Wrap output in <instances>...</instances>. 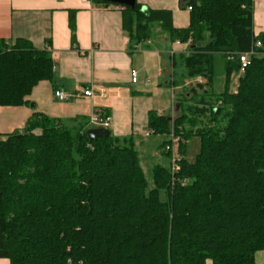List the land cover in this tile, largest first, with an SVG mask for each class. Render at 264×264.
<instances>
[{
	"label": "trees",
	"instance_id": "trees-1",
	"mask_svg": "<svg viewBox=\"0 0 264 264\" xmlns=\"http://www.w3.org/2000/svg\"><path fill=\"white\" fill-rule=\"evenodd\" d=\"M111 6L107 0H91ZM255 0H186L190 24L175 28L169 10L124 6L132 39L159 25L189 46L171 56L185 74L202 77L179 113H150L149 129L169 166L148 178L134 138L97 137L80 118L34 114L23 130L0 137V258L10 264H256L264 252V32L254 31ZM75 41V11L70 12ZM260 45H257V43ZM254 50L244 73L238 55ZM224 59L216 92L215 57ZM48 49L0 39V105L26 104L52 80ZM239 72L237 90L230 77ZM41 129L40 134L34 130ZM180 139L179 170L166 145ZM200 136L195 162L185 144Z\"/></svg>",
	"mask_w": 264,
	"mask_h": 264
},
{
	"label": "crops",
	"instance_id": "crops-1",
	"mask_svg": "<svg viewBox=\"0 0 264 264\" xmlns=\"http://www.w3.org/2000/svg\"><path fill=\"white\" fill-rule=\"evenodd\" d=\"M138 1L145 10L171 11L175 28L190 24L186 0ZM71 11H75V41L69 24ZM123 11V5L99 6L91 0H0V39L12 44L22 39L36 49H48L55 63L53 79L39 82L26 104L0 105L1 138L23 130L34 114L65 121L80 118L91 128L96 127L89 123L92 116L109 115L114 137H137L140 147L150 144L148 138L155 135L149 129L150 113L170 115L165 109V91L173 89L174 69L180 66L172 67L171 56L187 53L189 46L171 41L158 24L150 38L137 44ZM254 31L264 32V0L254 3ZM133 70L139 72L136 83L131 79ZM155 75L165 82L153 81L150 77ZM219 85L218 91L212 86L214 91L224 89V75ZM59 88L73 94L90 89L92 95L61 101L55 96ZM255 258L256 264H264L263 251ZM0 264H10V260L0 258ZM206 264L213 263L208 260Z\"/></svg>",
	"mask_w": 264,
	"mask_h": 264
},
{
	"label": "rangeland",
	"instance_id": "rangeland-1",
	"mask_svg": "<svg viewBox=\"0 0 264 264\" xmlns=\"http://www.w3.org/2000/svg\"><path fill=\"white\" fill-rule=\"evenodd\" d=\"M141 61L142 58L140 57ZM141 64H144V61L141 62ZM140 64V65H141ZM180 64V63H179ZM178 64V65H179ZM224 59L220 55H216L215 57V70H216V77L213 85L215 86L216 90L219 89V81L222 79V75H224ZM181 66V65H180ZM180 66H177L176 69H174V77L175 80L174 87L170 91L165 94L164 100H165V109L166 113H169L170 116H176L180 108L178 107L179 98L182 96V100H185L189 98V96H192L191 87L194 86L196 82H201L199 77H191L187 74H185L184 68H179ZM240 73L239 72H233L230 77V84L229 89L232 91L238 84ZM153 81L159 80V82L163 83L165 82L164 79L160 76H154L150 77ZM170 80V79H169ZM175 97H179V100H176ZM175 99V100H174ZM175 103V104H173ZM36 134L41 133V129L34 130ZM169 137L167 135H152L149 139L150 144L146 145L145 147H140L141 143L140 140L136 137L134 139V143L136 145V148L139 151L140 157H141V164L145 170V172L148 175V178H151L149 175L151 172V169L160 164L163 166H169V159L164 155V153L161 151L160 145L164 142V140L168 139ZM201 150V138L200 136L194 135L191 136L185 144V153L184 157L188 162H195L197 159V155L199 154ZM175 152L178 154H181V148H180V142L179 144L175 145ZM171 168L172 167V160H171Z\"/></svg>",
	"mask_w": 264,
	"mask_h": 264
},
{
	"label": "built area",
	"instance_id": "built-area-1",
	"mask_svg": "<svg viewBox=\"0 0 264 264\" xmlns=\"http://www.w3.org/2000/svg\"><path fill=\"white\" fill-rule=\"evenodd\" d=\"M189 9H191V7H189ZM257 45H260V43L258 42ZM255 53L254 50L245 52V53H241L238 55V60L240 62V72L244 73L245 69L247 68L248 64L250 63V58L251 55H253ZM131 79L133 83H136L139 79V72L136 70H133L131 73ZM80 95H85V96H90L92 95V91L90 89H85V91L83 92V94H73V93H69L66 92L64 89L59 88L55 90V96L61 100H68L70 98H73L74 96H80ZM89 123L92 126H96V127H103V128H107L109 129L110 125H111V117L109 115H95L92 116L90 118ZM180 139L179 137H176L174 135L171 136V142L169 144L166 145V150L170 151L172 154V167H173V171H178L179 170V164L178 162L181 159L180 154L175 152V145L179 144Z\"/></svg>",
	"mask_w": 264,
	"mask_h": 264
},
{
	"label": "water",
	"instance_id": "water-1",
	"mask_svg": "<svg viewBox=\"0 0 264 264\" xmlns=\"http://www.w3.org/2000/svg\"><path fill=\"white\" fill-rule=\"evenodd\" d=\"M107 1L112 4H119L130 8H134L137 0H107ZM142 10H145V8L143 7ZM87 135L89 136L90 139H95L97 137H108L111 135V132L107 128L94 127V128H90L87 131Z\"/></svg>",
	"mask_w": 264,
	"mask_h": 264
}]
</instances>
